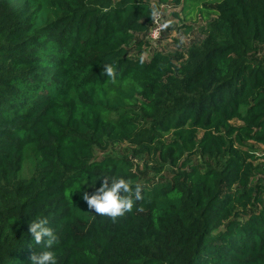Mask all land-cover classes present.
Here are the masks:
<instances>
[{
  "label": "trees",
  "instance_id": "1",
  "mask_svg": "<svg viewBox=\"0 0 264 264\" xmlns=\"http://www.w3.org/2000/svg\"><path fill=\"white\" fill-rule=\"evenodd\" d=\"M186 1L0 0V264L44 250L38 218L58 264H264V0L206 3L200 36L171 25L145 59L151 9ZM96 175L142 199L96 215Z\"/></svg>",
  "mask_w": 264,
  "mask_h": 264
},
{
  "label": "clouds",
  "instance_id": "2",
  "mask_svg": "<svg viewBox=\"0 0 264 264\" xmlns=\"http://www.w3.org/2000/svg\"><path fill=\"white\" fill-rule=\"evenodd\" d=\"M159 15V9H151V17L153 19ZM141 62H143V57H141ZM105 72L110 80L115 83V68L112 65H108L105 68ZM92 177L90 187L95 189V191L90 194L85 190L83 198L87 202L89 209L98 216L116 219L132 211L135 201L142 199L140 188L137 187L133 193L131 186L133 182L130 178L118 175H96ZM100 178H102V183L97 188L96 181ZM86 179L88 183L89 177ZM29 232L34 237L36 244L44 246L43 251H39L31 257V264H58L57 254L53 250L58 241V236L55 229L49 226L48 220L38 218L34 222L29 223Z\"/></svg>",
  "mask_w": 264,
  "mask_h": 264
},
{
  "label": "rangeland",
  "instance_id": "3",
  "mask_svg": "<svg viewBox=\"0 0 264 264\" xmlns=\"http://www.w3.org/2000/svg\"><path fill=\"white\" fill-rule=\"evenodd\" d=\"M214 0H201L199 2H193V1H186L183 5L175 7V6H164L162 8L163 10V18L164 23L169 22V24H165V29H168L171 25H188L192 26L194 28V32L191 36H184L180 32H173L171 35L174 37H181L183 42H186L189 44V40L194 36H200L203 32V29L206 27V24L208 20L216 16V14L211 11L209 8H206L205 4L209 3ZM163 39V38H162ZM152 43V42H151ZM155 50H165L168 49L170 52H175L177 50L178 45L173 43V39H164L161 41H158L156 43H152V46L147 48L145 52H142V56L145 59H148L149 57V51L150 49ZM129 146H113L108 149H103L100 152V158L106 157V156H123V155H129V157L133 156V152L130 151ZM135 161L140 164L141 168H144V160H139L138 158H135ZM152 175L155 176H169L171 177L174 173V169L167 167L162 172L158 173L157 170L152 169Z\"/></svg>",
  "mask_w": 264,
  "mask_h": 264
},
{
  "label": "built area",
  "instance_id": "4",
  "mask_svg": "<svg viewBox=\"0 0 264 264\" xmlns=\"http://www.w3.org/2000/svg\"><path fill=\"white\" fill-rule=\"evenodd\" d=\"M162 13H163V10H161L160 15L154 19L153 28H152L151 32L149 33V40L153 43L161 40V38L163 36L165 25H164V18H163Z\"/></svg>",
  "mask_w": 264,
  "mask_h": 264
}]
</instances>
